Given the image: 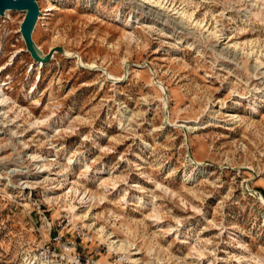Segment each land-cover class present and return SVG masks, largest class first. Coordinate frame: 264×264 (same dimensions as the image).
Wrapping results in <instances>:
<instances>
[{
    "label": "rangeland",
    "instance_id": "rangeland-1",
    "mask_svg": "<svg viewBox=\"0 0 264 264\" xmlns=\"http://www.w3.org/2000/svg\"><path fill=\"white\" fill-rule=\"evenodd\" d=\"M36 3L45 62L0 16V264H264V0Z\"/></svg>",
    "mask_w": 264,
    "mask_h": 264
},
{
    "label": "water",
    "instance_id": "water-1",
    "mask_svg": "<svg viewBox=\"0 0 264 264\" xmlns=\"http://www.w3.org/2000/svg\"><path fill=\"white\" fill-rule=\"evenodd\" d=\"M36 1L37 0H0V16L4 14L5 10L25 12L20 25V33L25 42L27 51L35 61L45 62L47 59H42L40 57V53L36 49L31 37L34 25L39 15ZM47 58H49V56Z\"/></svg>",
    "mask_w": 264,
    "mask_h": 264
},
{
    "label": "bare ground",
    "instance_id": "bare-ground-1",
    "mask_svg": "<svg viewBox=\"0 0 264 264\" xmlns=\"http://www.w3.org/2000/svg\"><path fill=\"white\" fill-rule=\"evenodd\" d=\"M9 11H11V10H5V11H4V14L8 13ZM4 14H3V15H4ZM3 15H2V16H3ZM4 16H5V15H4ZM79 64H80V63H79ZM3 96H4V95H3ZM3 96H2V97H3ZM70 210L72 211L73 209L71 208Z\"/></svg>",
    "mask_w": 264,
    "mask_h": 264
}]
</instances>
